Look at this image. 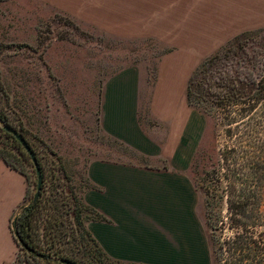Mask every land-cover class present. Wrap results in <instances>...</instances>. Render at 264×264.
Masks as SVG:
<instances>
[{
  "label": "crops",
  "instance_id": "0c3cea01",
  "mask_svg": "<svg viewBox=\"0 0 264 264\" xmlns=\"http://www.w3.org/2000/svg\"><path fill=\"white\" fill-rule=\"evenodd\" d=\"M78 24L103 25L125 40H155L149 69L130 63L103 82L102 132L146 161L92 159L84 219L111 259L133 264H212L198 196L188 173L205 124L186 88L198 64L235 35L264 26V0H37ZM25 177L0 159V264L15 261L10 218L23 204Z\"/></svg>",
  "mask_w": 264,
  "mask_h": 264
},
{
  "label": "rangeland",
  "instance_id": "374dc122",
  "mask_svg": "<svg viewBox=\"0 0 264 264\" xmlns=\"http://www.w3.org/2000/svg\"><path fill=\"white\" fill-rule=\"evenodd\" d=\"M105 27L108 28L78 24L45 2L0 0V87L7 93L16 119H21L22 128L17 125V129L21 128L35 151L43 176L42 197L51 200L46 209L59 216L57 219L63 223L62 230L73 228L76 211L80 210L83 223L85 218L95 217L94 213L77 205L82 202L84 188L90 186L85 176L90 160H147L102 132L100 99L107 77L130 63H139L150 69L161 48L155 40H125ZM262 28L264 26L253 30ZM245 42L246 55L256 64L254 70L250 67L248 70L257 80L264 75V29ZM191 107L205 118L188 169L202 194L209 185L208 173L216 166L219 152L226 144L227 125L223 115L215 112L218 111L215 107L210 114L201 106ZM0 143L12 156L19 158L16 164L25 174L23 205H27L36 187L33 164L15 138L2 136ZM213 202L215 207L207 216L227 222L226 203L216 199ZM197 208L200 218H204L206 239L214 253L213 264H224L216 252V240L221 235L230 236L227 224L224 231H211L199 196ZM16 255L12 264H36L22 249L17 248ZM78 258L79 264L82 261L94 264L97 259L98 264H117L102 262L101 251L86 238Z\"/></svg>",
  "mask_w": 264,
  "mask_h": 264
},
{
  "label": "trees",
  "instance_id": "16d2710c",
  "mask_svg": "<svg viewBox=\"0 0 264 264\" xmlns=\"http://www.w3.org/2000/svg\"><path fill=\"white\" fill-rule=\"evenodd\" d=\"M263 29L241 32L227 41L224 47L204 58L190 75L186 88L188 105L201 106L207 114L215 107L218 109L215 112L223 115L227 125L226 144L219 152L216 166L208 173V187L202 190L210 230L224 231L227 224L226 229L231 233L216 240V252L223 258L224 264H264V75L257 80L251 76L248 67L254 70L256 64L245 52V40ZM8 99L7 93L0 87V137L14 139L5 130V127H11L25 138L35 154L21 131V119H16ZM17 125L21 128L17 129ZM0 159L25 177L22 168L16 164L19 158L12 156L1 143ZM38 164L41 172L39 161ZM42 193L43 176L37 199L27 205L22 204L10 218V230L17 248L22 249L34 263L66 264V260L79 264V252L86 238L99 248L104 257L102 262L133 264L113 260L102 251L84 227L80 210L73 214V228L60 229L63 223L58 221L59 216L46 209L51 200L43 198ZM215 199L226 203L227 222L220 217L213 219L207 216L215 207ZM77 205L94 213V219L105 220L83 202ZM94 264H98V259Z\"/></svg>",
  "mask_w": 264,
  "mask_h": 264
},
{
  "label": "water",
  "instance_id": "95a60500",
  "mask_svg": "<svg viewBox=\"0 0 264 264\" xmlns=\"http://www.w3.org/2000/svg\"><path fill=\"white\" fill-rule=\"evenodd\" d=\"M5 130L10 132L14 138L20 143V145L24 148L25 152L29 155L30 160L34 166L35 169V174H36V190L35 193L32 197V201H35L39 195L40 189H41V184H42V176H41V172H40V167L37 161V158L33 152V150L31 149V147L28 145L27 141L25 140V138L16 130H14L11 127H5ZM64 262L66 264H74L70 261H66L64 260Z\"/></svg>",
  "mask_w": 264,
  "mask_h": 264
}]
</instances>
